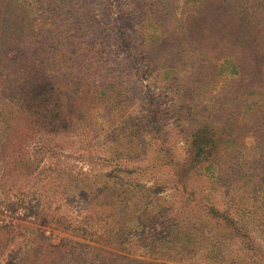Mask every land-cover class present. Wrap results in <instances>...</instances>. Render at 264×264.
Masks as SVG:
<instances>
[{
	"label": "rangeland",
	"instance_id": "374dc122",
	"mask_svg": "<svg viewBox=\"0 0 264 264\" xmlns=\"http://www.w3.org/2000/svg\"><path fill=\"white\" fill-rule=\"evenodd\" d=\"M86 1L92 13L84 20L90 25L98 24L97 35L93 36L104 43L103 74L109 79L117 77L120 88L117 92L108 90L104 101H95L87 109L85 120L80 122L75 135H37L34 141L15 149L14 156L28 161L27 167L36 171L30 175L21 172V177L13 179V187L6 184L5 193L0 188V264H7L15 252L43 235L53 244L64 238L80 240L53 226L21 220L22 211L37 208L57 218H66L70 223H79L76 237L100 232L105 225L109 228L118 223L122 228L119 245L124 250L120 255L139 261L264 264V89L260 94L248 95L240 106L239 101H234L221 109L213 98L220 87L233 88L230 80L225 84L215 82L196 91L186 89L183 79L175 83L162 80L158 75L159 56L153 57L154 72L143 69L142 64L147 63L142 60L136 71L128 61L129 55L110 36L115 35L116 30L108 22L117 17L110 7L118 0ZM173 1L177 9L173 21L178 23L182 21L185 1ZM124 6L128 12L132 11L128 3ZM143 18L145 16H140L134 28L135 36H132L139 39L131 46L130 56L136 60L141 59L136 46L147 26L146 21H141ZM88 39L87 35L81 36L83 43ZM204 56L212 60L201 67L202 73H198L201 76L192 79H203L207 75L211 80L212 69L208 67L209 63H215V56ZM194 72L189 70L184 75ZM7 117L12 129L7 131L9 126L4 129L0 125V138L8 134L12 139L23 126L16 112ZM202 124L223 128L224 144L212 165L196 173L195 200L228 210L241 230L249 234L250 242L208 218L198 204L182 218L184 227L171 232L164 230L174 222L187 200L172 186L174 167L162 161L170 154L175 161L182 162L187 155L186 134ZM153 125L156 126L155 135L149 134ZM9 155L10 151L0 146V179ZM93 181L97 193L88 195L85 200ZM113 184L121 187L123 202L119 197L116 199L118 205L121 204L118 208L121 217L112 214L110 209L101 211L106 202L105 194ZM14 203L19 205L13 207ZM144 203L148 210L143 209ZM159 209L168 213L161 223L143 221L148 216L145 212L155 213Z\"/></svg>",
	"mask_w": 264,
	"mask_h": 264
},
{
	"label": "trees",
	"instance_id": "16d2710c",
	"mask_svg": "<svg viewBox=\"0 0 264 264\" xmlns=\"http://www.w3.org/2000/svg\"><path fill=\"white\" fill-rule=\"evenodd\" d=\"M124 1L118 0L115 6L111 4L110 11L117 17L108 22L116 30V34L110 36L129 55L128 61L136 71L142 60L147 63L142 64L143 69L154 72L153 57L159 56L158 75L162 80L175 83L183 79L186 89L196 91L230 80L233 88L220 87L213 98L221 109L234 101H239L240 106L248 95L260 94L264 89V0H184L182 21L178 23L173 21L177 16L173 0ZM125 3L132 7L131 12L125 9ZM91 13L86 0H0V125L4 129L9 126L7 131L12 129L7 115L16 112L23 126L16 137L11 139L5 134L0 138V146L10 151L0 179L3 193L6 184L13 187V179L21 177V172L30 175L36 171L27 167L28 161L14 156L17 147L34 141L37 135H75L80 122L85 120L87 109L95 101H104L108 90L117 92L120 88L117 77L109 79L103 74L104 43L93 36L97 35L98 24L90 25L84 20L91 17ZM140 16H145L141 21H146L147 26L136 46L141 59L136 60L130 54L132 44L139 40L132 36H135L134 28ZM82 35L89 36L85 43L81 41ZM204 55L215 56V63H209L208 67L212 69L211 80L207 75L203 79H192L201 76L198 74L202 73L201 67L212 60ZM189 70L195 72L185 76ZM150 128L149 134L155 135L156 126ZM186 135V158L177 162L168 154L162 161L174 167L172 186L187 200L174 222L164 230L171 232L184 227L182 218L198 204L208 218L250 242L249 234L241 230L228 210L196 201L194 197L196 173L212 165L221 154L223 128L202 124ZM117 186L113 184L107 190L101 211L110 209L112 214L121 217L118 209L121 204L116 202L117 197L122 196L121 187ZM94 189L95 181L85 200L88 195L97 193ZM120 201L123 202L121 198ZM11 205L17 207L19 203ZM145 205L143 209L148 210ZM25 210L20 213L21 220L53 226L80 240L64 238L53 244L43 235L15 252L7 264H157L155 260L139 261L120 255L124 250L119 245L122 228L118 223L109 228L105 225L100 232L76 237L79 223L57 218L43 208ZM145 214L148 215L143 219L146 223H161L168 217L161 209ZM108 248L115 251L111 253Z\"/></svg>",
	"mask_w": 264,
	"mask_h": 264
}]
</instances>
